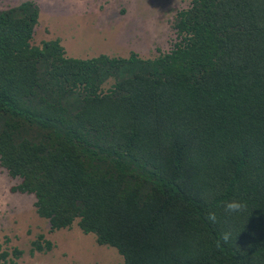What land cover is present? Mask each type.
<instances>
[{
  "label": "trees",
  "instance_id": "16d2710c",
  "mask_svg": "<svg viewBox=\"0 0 264 264\" xmlns=\"http://www.w3.org/2000/svg\"><path fill=\"white\" fill-rule=\"evenodd\" d=\"M38 19L34 0L0 7L11 190L32 194L50 229L77 224L123 264H264V0H189L152 58L33 45ZM230 200L242 210L227 213ZM50 248L39 234L30 251Z\"/></svg>",
  "mask_w": 264,
  "mask_h": 264
},
{
  "label": "rangeland",
  "instance_id": "374dc122",
  "mask_svg": "<svg viewBox=\"0 0 264 264\" xmlns=\"http://www.w3.org/2000/svg\"><path fill=\"white\" fill-rule=\"evenodd\" d=\"M22 1L1 0L0 7ZM34 1L39 19L32 44L59 39L66 55L82 58L127 56L131 51L152 58L167 52L175 40L174 16L189 5V0ZM16 182L0 167V252H8L6 259L11 261L6 264H123L114 247L97 243L77 224L50 229L48 220L36 212L34 196L11 190ZM39 234L51 242V248L31 252ZM14 250L19 251L16 257Z\"/></svg>",
  "mask_w": 264,
  "mask_h": 264
},
{
  "label": "clouds",
  "instance_id": "9594fccd",
  "mask_svg": "<svg viewBox=\"0 0 264 264\" xmlns=\"http://www.w3.org/2000/svg\"><path fill=\"white\" fill-rule=\"evenodd\" d=\"M243 205L237 201V200H230V201H226L224 204V209L227 213H235V212H239L240 210H242ZM208 221H210L211 223H216L217 222V216L215 212H209L207 214ZM229 234L228 233H224L222 234V239L224 240V242H228L229 240ZM118 252V251H117Z\"/></svg>",
  "mask_w": 264,
  "mask_h": 264
}]
</instances>
